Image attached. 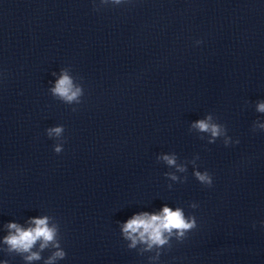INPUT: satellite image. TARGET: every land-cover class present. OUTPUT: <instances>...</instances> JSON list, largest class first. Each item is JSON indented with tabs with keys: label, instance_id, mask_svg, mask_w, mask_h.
Instances as JSON below:
<instances>
[{
	"label": "clouds",
	"instance_id": "obj_1",
	"mask_svg": "<svg viewBox=\"0 0 264 264\" xmlns=\"http://www.w3.org/2000/svg\"><path fill=\"white\" fill-rule=\"evenodd\" d=\"M132 0H99V5L107 6L109 4L119 6L122 4H129ZM94 10L99 11L100 6L96 5V0H93ZM197 43H201L197 41ZM52 94L67 102L73 101L79 102V97L83 94L82 88L74 85L72 77L66 70H62L60 77L55 82L54 87L50 90ZM257 111L264 113V102L257 105ZM193 127L201 132L210 134L212 139L209 143L214 142L215 138L225 134V128L217 123L212 122V116L209 115L205 119L196 121ZM264 128V124L259 125ZM64 131L63 126H57L47 129L49 137H60ZM228 140L225 139V145ZM239 143V141H237ZM56 153L62 151V145H57L54 149ZM169 166H177L179 171H185L184 166L176 165V157L174 155H163L161 157ZM194 175L201 184L212 185V177L208 172L201 173L195 171ZM171 179L176 180L175 175L171 176ZM195 207V205H193ZM31 225L28 228H22L16 223H9L7 228L9 234L4 238V242L9 246V250H15L21 253H30L26 256V259L38 260L40 255L38 252H32L31 249L40 241V249L48 247L50 243L54 247L59 248V245L55 243L56 228L48 226V218H33ZM196 227L195 218H186L183 210L176 208L171 209L168 206H164L159 213L142 212L134 214L122 225V232L126 239L130 240V248H135L137 243L145 244L146 250H151L154 246L160 247L168 243L169 237L175 234L178 238L184 237L185 233ZM65 253L58 250L48 260L47 264H52V260L56 258H63Z\"/></svg>",
	"mask_w": 264,
	"mask_h": 264
}]
</instances>
